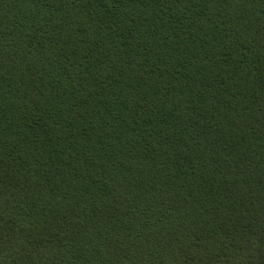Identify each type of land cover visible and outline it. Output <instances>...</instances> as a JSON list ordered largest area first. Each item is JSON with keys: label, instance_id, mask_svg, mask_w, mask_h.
Masks as SVG:
<instances>
[{"label": "trees", "instance_id": "obj_1", "mask_svg": "<svg viewBox=\"0 0 264 264\" xmlns=\"http://www.w3.org/2000/svg\"><path fill=\"white\" fill-rule=\"evenodd\" d=\"M0 264H264V0H0Z\"/></svg>", "mask_w": 264, "mask_h": 264}]
</instances>
